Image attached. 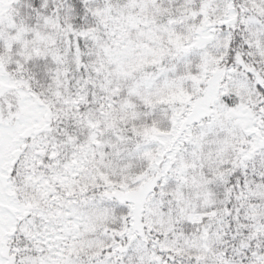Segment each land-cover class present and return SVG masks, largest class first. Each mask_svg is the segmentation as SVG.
Returning a JSON list of instances; mask_svg holds the SVG:
<instances>
[{"label":"snow or ice","instance_id":"snow-or-ice-1","mask_svg":"<svg viewBox=\"0 0 264 264\" xmlns=\"http://www.w3.org/2000/svg\"><path fill=\"white\" fill-rule=\"evenodd\" d=\"M0 264H264V0H0Z\"/></svg>","mask_w":264,"mask_h":264}]
</instances>
